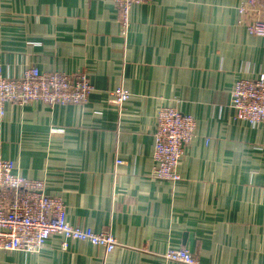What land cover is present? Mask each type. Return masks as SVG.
Masks as SVG:
<instances>
[{
    "label": "crops",
    "instance_id": "crops-1",
    "mask_svg": "<svg viewBox=\"0 0 264 264\" xmlns=\"http://www.w3.org/2000/svg\"><path fill=\"white\" fill-rule=\"evenodd\" d=\"M249 0H153L132 8L128 34L114 0H0V67L19 78L86 73L79 105L7 104L0 158L61 197L72 226L110 229L103 247L54 235L40 253L1 252L0 264H264V125L237 120L238 78L264 75V38L240 24ZM264 20L257 0L246 23ZM132 97L122 109L109 92ZM192 115L196 135L173 183L153 175L159 108ZM117 159L122 165H117Z\"/></svg>",
    "mask_w": 264,
    "mask_h": 264
},
{
    "label": "built area",
    "instance_id": "built-area-1",
    "mask_svg": "<svg viewBox=\"0 0 264 264\" xmlns=\"http://www.w3.org/2000/svg\"><path fill=\"white\" fill-rule=\"evenodd\" d=\"M121 16L123 34H128L132 8L153 0H114ZM257 0H249L239 8L240 24L246 25L249 34L264 38V20L246 23L247 16L255 11ZM95 87L86 73L68 75L62 72H42L38 67L27 68L19 78H7L0 67V120L7 104L24 106L43 103L51 108L79 105L88 101ZM110 102L122 109L132 94L122 87L109 92ZM231 107L235 118L254 125H264V75L257 80L238 78L231 90ZM196 120L176 108L162 105L157 113L154 132L153 175L161 180H181L179 166L185 148L196 135ZM124 162L117 159L116 164ZM12 160L0 158V253L22 251L40 253L54 235L68 240L87 242L104 248L107 254L119 245L110 229L95 232L91 228L72 226L67 221V208L61 197L46 194L45 182L29 179L16 172ZM165 259L182 264H198L187 249H172Z\"/></svg>",
    "mask_w": 264,
    "mask_h": 264
}]
</instances>
